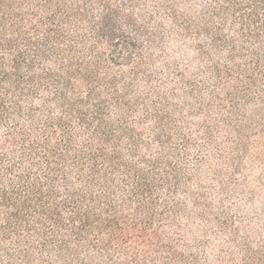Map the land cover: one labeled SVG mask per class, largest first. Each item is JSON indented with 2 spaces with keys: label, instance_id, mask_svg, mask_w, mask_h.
Listing matches in <instances>:
<instances>
[{
  "label": "trees",
  "instance_id": "trees-1",
  "mask_svg": "<svg viewBox=\"0 0 264 264\" xmlns=\"http://www.w3.org/2000/svg\"><path fill=\"white\" fill-rule=\"evenodd\" d=\"M263 134L264 0H0V264H264Z\"/></svg>",
  "mask_w": 264,
  "mask_h": 264
},
{
  "label": "rangeland",
  "instance_id": "rangeland-1",
  "mask_svg": "<svg viewBox=\"0 0 264 264\" xmlns=\"http://www.w3.org/2000/svg\"><path fill=\"white\" fill-rule=\"evenodd\" d=\"M254 149L252 151V154L250 157H247L244 162V170L243 174L247 176L246 179L240 178V182H242L240 187H243L242 189L244 191H250L252 193L251 196V202L254 203V189L255 187H258L259 181L262 180L264 183V134L261 136L259 140H257L256 144H254ZM261 179V180H260ZM264 187V186H263ZM259 201H262L263 199H258ZM246 201H244V204ZM252 208H254V204L251 205ZM248 207V206H247ZM249 210L248 208H246ZM246 214L244 217H248L247 221L253 225L254 228V212L247 213L248 211H245ZM249 214V215H248ZM254 232V231H253Z\"/></svg>",
  "mask_w": 264,
  "mask_h": 264
}]
</instances>
